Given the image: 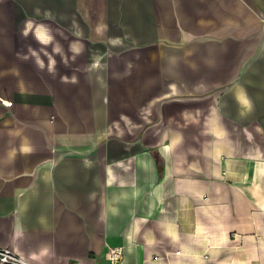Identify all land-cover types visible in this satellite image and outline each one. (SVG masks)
<instances>
[{
	"label": "crops",
	"instance_id": "1",
	"mask_svg": "<svg viewBox=\"0 0 264 264\" xmlns=\"http://www.w3.org/2000/svg\"><path fill=\"white\" fill-rule=\"evenodd\" d=\"M221 205L207 251L188 246ZM112 247L264 264V0H0V248L110 264Z\"/></svg>",
	"mask_w": 264,
	"mask_h": 264
},
{
	"label": "rangeland",
	"instance_id": "2",
	"mask_svg": "<svg viewBox=\"0 0 264 264\" xmlns=\"http://www.w3.org/2000/svg\"><path fill=\"white\" fill-rule=\"evenodd\" d=\"M224 206V207H223ZM227 206L226 205H221V206H219V208H221V210H222V213L220 214L219 213V215L220 216H218V218H217V220H215L210 214H208L207 212H203L202 213V211L200 210V208H198V209H196L195 207H193V209H195V210H189L188 212H187V216H189V217H197V210L199 211H201V213L200 214H202V216H203V219H204V223H205V225H207L208 224V228H206L205 229V231H207L206 233H205V235H204V237H201V239H199L198 241H197V243H196V241L195 240H193V241H190V240H188L186 243L188 244V246H191V247H194V245H197L198 247H201L204 251H207V249H206V247H205V244H206V242H204L205 240H211L212 241V243L214 242L213 240V238H212V236H213V234L215 233L214 232V229H215V224L219 221V220H221V221H226V219H225V214L227 213V208H226ZM260 215H262V214H260V211H257V212H255V210H253V216H255V218L256 219H259V216ZM202 216H201V218H202ZM200 218V219H201ZM224 221V222H225ZM259 231V230H258ZM189 232V231H188ZM228 232V235H227V244L226 245H229V246H231L232 244H234V246L233 247H235V250L237 251V252H240L241 254L243 253V238H241V237H238V236H236L235 235V233H234V231H227ZM208 236V237H207ZM249 244V243H248ZM220 245H222L221 247H227L226 245H224V244H220ZM174 247L175 246H173V249H174ZM252 249L253 250H255V249H257V242H252ZM243 255V254H242ZM210 259V258H209ZM208 259V260H209ZM241 259H242V257H241ZM188 261H191L190 259L188 260Z\"/></svg>",
	"mask_w": 264,
	"mask_h": 264
},
{
	"label": "built area",
	"instance_id": "3",
	"mask_svg": "<svg viewBox=\"0 0 264 264\" xmlns=\"http://www.w3.org/2000/svg\"><path fill=\"white\" fill-rule=\"evenodd\" d=\"M122 247L109 248L110 264H119L124 258ZM0 264H28L22 257L14 253L11 249L0 248Z\"/></svg>",
	"mask_w": 264,
	"mask_h": 264
}]
</instances>
